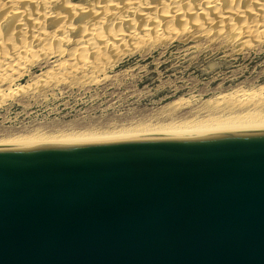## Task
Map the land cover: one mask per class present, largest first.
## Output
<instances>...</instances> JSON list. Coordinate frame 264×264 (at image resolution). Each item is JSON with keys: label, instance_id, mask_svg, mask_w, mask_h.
<instances>
[{"label": "water", "instance_id": "water-1", "mask_svg": "<svg viewBox=\"0 0 264 264\" xmlns=\"http://www.w3.org/2000/svg\"><path fill=\"white\" fill-rule=\"evenodd\" d=\"M0 264H264V126L0 146Z\"/></svg>", "mask_w": 264, "mask_h": 264}, {"label": "rangeland", "instance_id": "rangeland-1", "mask_svg": "<svg viewBox=\"0 0 264 264\" xmlns=\"http://www.w3.org/2000/svg\"><path fill=\"white\" fill-rule=\"evenodd\" d=\"M105 1L108 5H116L117 8H121V5L124 4L120 0ZM169 1L150 0L147 9L157 3L162 5L167 2L168 4ZM182 1L181 15L172 16L171 14L170 17V13H167L168 16H166L167 20H172L169 25L178 29L179 33H176L177 35H172L168 27L163 28L165 30L158 29L157 32L154 30L153 25L161 18L164 19L163 14L166 15V13L161 15V12L153 14L146 11V13L153 16L151 19L153 24L152 21L148 22L146 29L142 28V35L145 34V31H149L144 41L140 35V29H136L137 36L140 37L132 40L131 44L127 41L129 44L126 43L127 46L121 45V47L118 42V46H116L117 43H115L116 41L112 42L113 40L109 42L115 46L112 44V49L110 48L112 51L105 50L106 57L103 56L104 61H100L101 66L104 67L99 69V58L97 61V59L95 60L96 57L89 55L90 57L87 56L88 60H95L96 63L93 64L98 69L96 67L95 70L89 69L85 72H72L69 74H65V67L69 62H66L69 58L68 52L78 44L77 39L80 41L86 36L82 32L84 34L82 37V30L79 26L87 20L80 12L74 14L72 12V16L69 10V14L67 13L65 5L55 3L57 6L50 8L49 13L55 18L65 19L67 26L73 28V31L70 30L68 37L70 44L57 47V43L51 41L52 46L48 43L51 50L47 46L49 52L45 55L42 51V48L44 50L46 47L45 45H43L44 47L39 44H37L38 46L35 44L36 47L34 44H31L33 47L30 45L31 49L35 47L33 51L38 49V51L35 50L38 55L32 53L30 55L32 57L29 56V61L26 60L29 63L25 61L27 66L25 65L26 69L24 68L25 71H22V75L17 76V79L14 77V81L11 83L12 86L9 85L10 88L8 90L4 89L0 94V138H6L7 136V138H10V136L15 137V135L20 136L21 134L22 136H28L29 133L31 135L34 132L33 135L36 132L37 135H40V133H42L41 135L50 133L52 135L53 133L57 134L56 132L59 134L61 132L79 131L103 133L104 131L114 132V130L119 131L120 129L148 124H164L192 117L194 114L195 116L197 114V116L206 115L208 106L215 105L218 100L219 102L220 100L221 102L224 101L222 104L227 103L229 100L233 102L234 99H237L236 96L242 95L244 92L249 94L250 91L251 94H257L260 91L259 94L264 95V33L262 31L254 35L247 34L243 29L240 32V29L245 26L244 24L258 22L260 12L258 15L255 14L257 16L249 15L246 11H249L250 5L243 0L242 3L248 5L240 4L241 1L239 0L240 2L238 1L239 4L234 10L237 14H240L237 17L241 16V18L231 17V23L228 24L222 23V21L219 22L220 19H216V17L218 13H227L233 10L234 5H230V10H228L229 2L227 4L221 0L226 3L222 2V4L219 0V12L217 11L215 15L208 6H206L207 9L204 5V7H201L202 0ZM200 1L201 4H199ZM64 2L67 6L84 8L87 13L92 7L97 9L103 1L65 0ZM132 2L130 0L128 3L132 4ZM182 4L184 5L182 6ZM186 4L188 5L187 9L184 8ZM88 8L89 10H87ZM169 8L171 9L172 6L169 5ZM14 10H18V8H14ZM28 10L30 12V9H23L24 13L27 11V14ZM257 10H264V5L258 6ZM232 12L234 11L230 13ZM4 13L3 10L0 14V19L3 18L0 21V39L9 35L12 37L13 46H16L19 41L18 27L16 29L13 25V21L14 23L16 21L14 16L7 15V17ZM201 13L206 18L208 17V20ZM76 14L80 15H77L78 18L83 16L82 19L79 18L80 22ZM139 16L132 17L133 24H143L144 20ZM183 18L185 19L183 20ZM252 18H254V22ZM87 19L86 24L89 26L96 23L95 17L88 16ZM198 19L201 22H198ZM9 20L12 22H7ZM109 21L111 22L110 19L102 21L105 30H107L106 26L108 25L109 28L111 26L117 28L119 34H124L130 29L126 25L128 23H120L119 26L116 23L117 26L114 27L115 25H111L113 21L111 23ZM50 22H46L41 30L47 36L57 30L55 25L61 24H57V22L55 24V21ZM200 25H203V27L200 28ZM150 32L152 33L150 34ZM153 33L158 35L154 36ZM148 37H150V40ZM138 39L142 41H138ZM21 43L22 41L18 44ZM99 44L101 45V43ZM100 45L98 46L103 49V44ZM56 47L60 49L62 47L61 53L56 52ZM48 49L45 48V51H48ZM51 51H53L52 54ZM47 54H49L48 57ZM64 62L67 64L65 65ZM60 66L62 68L58 70ZM9 90L11 91L9 92ZM223 97L225 99L222 101ZM208 101H211L212 104L211 102L207 104ZM219 104L221 105V103Z\"/></svg>", "mask_w": 264, "mask_h": 264}, {"label": "bare ground", "instance_id": "bare-ground-1", "mask_svg": "<svg viewBox=\"0 0 264 264\" xmlns=\"http://www.w3.org/2000/svg\"><path fill=\"white\" fill-rule=\"evenodd\" d=\"M64 1L65 0H0V10L1 11L4 10V12H5L4 14L6 16L7 15H9L10 17L14 16V19L16 22L14 23V21H13V25L16 27V29L18 27L17 35L19 37V41H20V38L22 41L21 44H18L21 41L19 42L16 39L18 41V43L16 46H13V42L11 41L12 40L11 36L6 35L7 38L3 37L2 39H0V94H2L4 89L8 90L10 88L9 85H11V83H13L14 77L16 78L17 76H21L22 71H25L24 70L25 65L27 66V63H29L26 60H28V58L32 57V56H30V55H32V53L33 54L35 53V55L38 53V52L36 53V51H38V49L37 50L35 49L36 50V51L34 50L35 52L33 51V49L36 47L37 44L42 45V47H44L43 45H45L46 49H48L47 46L51 44L50 43L51 41L56 42L57 47H60L63 44L64 45L70 44V39L68 37L70 34L69 32H71L70 30L72 29V31H73V28H69L67 26V22L64 21L65 19L55 18V17H53V15H51L49 13V9L53 8L56 5L55 3H57V4L60 3V5L62 3V5H65L66 6L65 8L67 9V13L70 11L72 16L74 13L80 12L83 16H85L84 17V18H86L85 20H87V21H85L83 19L85 21V23H83V24L81 23V26L77 25V26L81 27L80 30H82L81 31L82 37L84 34H86V36L83 39H81L80 41H78V39H77L76 41L78 44L76 43L77 45L75 47H73V49L70 52H68L69 58L67 61L66 60L65 61L66 62L69 61V62H68V64L66 62H64L65 65L67 64V67H65L66 68L65 74H67V73L69 74L72 72H74V73L75 72H85L86 70H89V69L95 70V68L97 66H95V64H93V63H96L95 60L97 59V61H98V58H99V63H100L99 69H101L100 67H104V66H101L100 61L103 62L105 58L103 59L102 57L103 56L106 57L105 56L106 53L104 54V52H106L105 50H107L109 52L112 49L111 47H112L113 43L110 44L109 42L113 40L112 42H114V41H116L115 43L118 42L119 46H121V45L127 46L126 45L127 41L130 42L129 44H131V42H133L132 40L136 39L137 37H140V36H137V30L136 29H138V30L140 29V32H141L140 35L143 38V39L142 38H140V39H142L144 41V38H147V34L149 31H145V34L142 35V33H143L142 28H144V30H145L146 26H147L146 24H148V22H151L152 21L151 19L153 18V16L151 14H150L151 16L148 14L149 12H152L153 14L156 12L157 13L161 12V15H162V13H166V15L163 14V16L165 17L164 19L161 18V20H158L153 25V28L154 27L156 28V29L154 28V30H156V32L158 29H163V28L166 29L168 27V29H170V32H172V35L179 33L177 28H173L171 25H169L170 21H172V20H170V21H169V19L167 20L166 16H168L167 13H170V17H171V14H172V16H175L178 14L181 15L180 7H181V3H183L182 0H170L168 2V4H167V2H164L162 5L157 3L156 5H154L152 7H148V9H147V5L149 6L148 1H150V0H132L133 1L132 4L128 3V2H130V0H120V1H122V3H124L123 5H121V8H119V7L117 8L116 5H114V4L108 5V3L105 0H102L103 2L101 4V6L97 7V9L95 7H92V8L90 7L91 9L89 10V8H88L87 10H89V11H87V13L84 10V8L67 6ZM164 1H166V0H164ZM223 1H225L227 4H228V2L230 3L228 10H230V5H232V6L234 5L233 10H231L234 12L230 13L231 11L230 12L226 11L228 14L227 13H218L217 17L216 16L215 17H216V19L217 18L220 19L219 22L222 21V23H228L229 24V23H231V20H230L231 17H237L238 15H240V14H237L236 10H234V9L237 7V5L239 4L240 1H241L240 4H243L244 2L242 3V0H240V1L239 0H236V1L235 0H223ZM223 1H221V3ZM243 1H245V2L247 1V3L250 5V9L248 8L249 11H246L249 15L252 16V15H255L256 13L258 15V13L260 12V17H259L260 20L258 22L257 21L254 22L253 21L254 18H252V21L254 23H252V21H251L252 24H244L245 26H243L242 28L240 27L241 29L239 28L240 32L243 29L244 32L247 34H253L254 35V34H258L262 31L264 33V10H260V11L257 10L258 6L264 5V0H243ZM225 2H223V3H225ZM100 3H101V1H100ZM160 3H161V1H160ZM247 3H244V4H247ZM120 4H121V2H120ZM199 4H201V1ZM219 4H220L219 0L218 1L217 0H202V4H201L202 6L201 7L205 6V9H207L206 6H208L213 11V14L216 15L217 11L219 12V10H218ZM169 5H170V7L172 6L171 9L169 8ZM183 5L184 4H182V6ZM187 6L188 5L186 4V7H184V8L187 9L188 8ZM195 7H196V5H195ZM14 8H18V10H14ZM98 8H100V9H98ZM23 9L24 10L30 9V12H32V13H30L28 10V14L26 13L27 11H25V13H26L25 14ZM186 9H184V10H186ZM167 10H169V11L167 12ZM211 10H210V12H212ZM1 11H0V14H1ZM146 11H148V13H146ZM186 11H188V10H186ZM208 11H209V9H208ZM52 12H53V10H52ZM72 12H73V14H72ZM181 12H182V10H181ZM198 12L200 13V11H198ZM79 14H76V16L81 15V14L80 15ZM86 15L91 16V17H95L96 23H93L90 26L87 25L86 23L88 22V19H87L88 16H86ZM139 15L144 20V21L141 20V21H143V24H141V25L133 24L132 17H134V16L136 17ZM257 15H255V16H257ZM78 16H77V18H78ZM83 16L79 17V18L82 19ZM163 16H161V17H163ZM202 16L205 17V15H203V14H202ZM7 17H6V19H8ZM193 17H194V15H193ZM79 18H78V20L80 22ZM237 18H241V16H239ZM2 19L3 18H1L0 21H2ZM104 19H110L111 22L113 21L112 23L110 21L109 22L111 23V25L112 24L115 25L114 27H116L120 23L121 24L122 23H128L126 25H128L130 28V29H128L129 32L127 30L128 33L125 32L124 34H119L118 29L113 28L111 25L110 26L112 28L111 27L109 28L108 27L109 25H108V26H106L107 30H105L102 26V21H104ZM184 19L185 18H183V20ZM187 19H189V18H187ZM199 19H200V17H199ZM255 19H256V17H255ZM83 20H82V22H84ZM200 20L198 22H201ZM10 21L11 20H9L7 22L10 23ZM48 21L49 22L51 21L52 23H53V21H55V24H56V22H57V24H59V23H61V24H59L58 26L55 25L57 27V30L53 31V33H50V35L48 34V36H47L41 30L44 27L45 23ZM141 21H139V22L141 23ZM195 21L197 22V20H195ZM4 22H5V20H4ZM4 22H2V23H4ZM94 22H95V20H94ZM116 23H117V25H116ZM151 23L153 24V21ZM16 24H17V26H16ZM198 24H196V25H198ZM201 26L203 27V25H200V28H202ZM51 27H52V25H51ZM77 29H78V27H77ZM165 29H163V30H165ZM74 31H75V29H74ZM82 32H84V34ZM156 32H154V33H156ZM151 33L152 32H150V34ZM154 33H153L154 36L158 35V34H154ZM162 36H163V34H162ZM82 37L80 36V38H82ZM149 38L150 37H148V39ZM140 39H138V41H142ZM73 42H71V44H73ZM48 43H50V44H48ZM99 43H101V45L103 44L102 46H104L105 49L104 48L102 49V47L100 48L98 46V45H100ZM118 43L116 46H118ZM31 44H34V45L36 44L33 49H31V47H33ZM52 44H51V46H52ZM30 45H31V47H30ZM45 48H44V50L42 48V51H44V55H45V53L49 52L50 47H49L48 51L47 50L45 51ZM117 48H120V47H117ZM117 48H115V49H117ZM61 49H62V47H61ZM61 49L57 48L56 52L61 53V51H62ZM52 52L53 51H51V54H52ZM40 53H41V51H40ZM49 54H47V57ZM41 55H43V54H41ZM89 55L92 57L93 56L96 57L95 60H93V61L88 60L87 56H89ZM108 55H107V57H108ZM33 57H34V55H33ZM25 61L27 62L26 64H25ZM90 61H92V62H90ZM61 68H62V66H60L58 70H61ZM96 69H98V67ZM19 73H20V75H19ZM74 75H76V74H74ZM64 76H62V77H64ZM66 78H65V80H66ZM5 86H6V88H5ZM20 88H22V87H20ZM10 91L11 90H9V92ZM259 92L260 91H258L257 94H255V93L251 94L250 91H249V94H246L244 92L242 95L240 94L241 96L240 95L236 96L237 95L236 94L235 96L237 97V99H234V101H233V99L231 98V100L233 102H231L229 100L225 104H222L224 102L223 99H225V97H223L222 98L223 102H221V100L219 102V100H218V102L216 101L217 103H215V105H211V106L207 107L208 113L206 115L197 116L198 115L197 114L195 116V114H194V116H192V117L183 118L180 120L178 119L179 121H173V122H168V123H164V124L159 123L157 125H152V124L149 125L148 124V125H143V126H137L134 128L131 127L129 129H126V128L120 129L119 131L114 130V132L113 131L112 132L107 131L108 133L105 131L104 132L102 131L103 133H98V131H97V133L92 132V131L91 132H84V131L80 132L79 131V132H70V133H65V132L62 133L61 132L59 134H58V132H56L57 134L53 133L52 135H50L51 134L50 133L48 135H41L42 133L39 132L40 135H37V132H36V134L33 135L35 133L34 132L31 135L29 133L28 136H25V135L22 136V134H21L20 136L15 135V137L10 136V138H7L8 136L6 138H0V146H2V145L46 143V142L75 140V139L112 138V137H123V136L159 134V133L209 131V130H219V129H228V128L264 126V95L259 94ZM12 93L14 94V92H12ZM3 95H4V93H3ZM224 96H226V95H224ZM232 97H234V96H232ZM209 102H211V101H208L207 104ZM225 102H226V100H225ZM219 103H221V105ZM211 104H212V102H211ZM171 112H172V110H171ZM99 132H100V130H99Z\"/></svg>", "mask_w": 264, "mask_h": 264}]
</instances>
